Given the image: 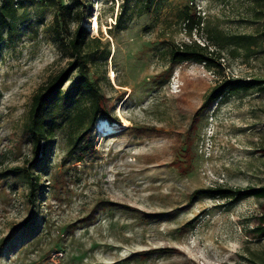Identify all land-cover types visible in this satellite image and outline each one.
<instances>
[{"label": "rangeland", "instance_id": "obj_1", "mask_svg": "<svg viewBox=\"0 0 264 264\" xmlns=\"http://www.w3.org/2000/svg\"><path fill=\"white\" fill-rule=\"evenodd\" d=\"M129 1L120 27L124 0H16L18 17L0 25V264H264V237L253 233L264 198L193 196L264 184V84L197 114L223 80H264V0ZM60 2L109 41L107 56L104 45L92 55L91 76L106 119L121 126L95 124L73 149L63 120L32 167L31 196L16 167L34 157L33 97L71 60L53 29ZM187 13L205 30L190 34ZM214 28L253 35L254 52L211 44L214 66L172 60L177 45L208 43Z\"/></svg>", "mask_w": 264, "mask_h": 264}, {"label": "trees", "instance_id": "obj_2", "mask_svg": "<svg viewBox=\"0 0 264 264\" xmlns=\"http://www.w3.org/2000/svg\"><path fill=\"white\" fill-rule=\"evenodd\" d=\"M151 0H145L149 4ZM130 6L129 0H124L122 11L117 16L116 26L120 27L124 14ZM18 17V6L16 0H0V25H5L8 21ZM84 13L77 10L74 5L58 4L54 15V26L57 36L65 52L70 55L68 66L61 72L53 76L50 81L41 86L33 97L27 131L33 144L34 157L28 168L16 167L28 180L31 187V196L36 195L39 187V175L32 167L38 164L43 157L45 144L55 137L58 128L63 120L69 122L70 140L72 148L76 149L84 140L88 130L98 124L100 127L112 129L120 127L117 122H109V110L105 104V95L98 82L91 76V57L103 47L102 53L106 52L109 41L104 42L101 36L91 35L90 30L81 24ZM186 27L190 34L194 29L205 30V25L199 17L196 19L190 13L185 16ZM77 22V27L73 30L72 25ZM203 26V27H202ZM64 31L66 34H64ZM264 37V31H263ZM208 43L201 44L197 40L183 42L172 49V60L177 63L185 61L206 62L208 66H214L217 61L214 59V51L210 50L211 44L214 46L234 45L245 48L248 54L254 52L256 38L253 35L229 34L217 28L208 29L206 37ZM211 41V43H210ZM74 72H78L76 82L67 90L64 85ZM264 84L262 79L245 80L241 78H230L223 80L216 85L208 94L204 103L197 111L199 114L219 97L227 92H236L240 89H248ZM264 90V86L261 87ZM105 117V118H99ZM200 197H221L234 201L243 200L249 197L264 198V184L260 186H248L245 188L224 187L222 185L200 188L194 191L193 196ZM253 233L256 237H264V216L260 217L259 223L254 227Z\"/></svg>", "mask_w": 264, "mask_h": 264}]
</instances>
